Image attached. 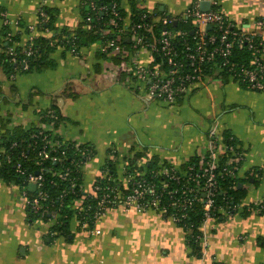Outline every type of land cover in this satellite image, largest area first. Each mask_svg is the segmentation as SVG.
<instances>
[{"label":"crops","instance_id":"obj_1","mask_svg":"<svg viewBox=\"0 0 264 264\" xmlns=\"http://www.w3.org/2000/svg\"><path fill=\"white\" fill-rule=\"evenodd\" d=\"M83 1L0 0V41L6 30L16 37L13 47L20 48L31 38L73 31L83 20ZM119 1L127 22L133 7L164 8L179 15L191 2ZM218 1L232 20L248 29L264 20V0ZM43 5L52 9L53 28L38 26ZM98 45L82 46L79 53L64 44L54 46L49 64L14 76L0 65V117L7 128L36 125L48 107H58L63 139L95 149L84 169L86 192L93 190L111 157L121 181L128 158L138 153L142 156L136 157V165L144 169L154 157L178 169L195 157L221 165L222 153H211L208 135L212 129L223 137L230 133L236 139L234 153L243 156L238 171L239 187L245 189L241 205L233 212L221 207L218 215L202 221L196 252L188 241L191 231L167 215L123 205L107 209L96 223L99 235L81 230L72 218L68 230L52 236L54 220L33 215L22 188L0 179V264H264V213L252 206L264 198V174L257 171L264 169V91L211 75L170 104L138 90L120 64L98 58Z\"/></svg>","mask_w":264,"mask_h":264},{"label":"built area","instance_id":"obj_2","mask_svg":"<svg viewBox=\"0 0 264 264\" xmlns=\"http://www.w3.org/2000/svg\"><path fill=\"white\" fill-rule=\"evenodd\" d=\"M89 1L94 10L105 8L98 7L94 0ZM203 1L206 0H191L179 15H172L160 9L159 12L148 10L139 13L138 21L132 20L130 16L127 22L126 16L122 24L118 23L119 12L113 9L111 11L113 17L109 21L111 28L107 31L112 33L119 31L117 39H120V35L127 36L133 42L134 49L126 50L112 39L104 46L98 45V50L106 53L108 57L121 54L125 58L120 63L121 71L135 82L137 89L145 90L149 97L170 104L177 102L182 95L198 84L204 83L206 77L215 75L222 79L221 73L224 70L230 78L244 87L264 91V20L257 19L255 28L251 30L232 20L220 7L218 0H209L211 6L208 10L202 9ZM38 14L40 19L47 17L42 6ZM86 22L88 28L92 27L91 17H87ZM179 23L187 26L179 28ZM156 25H160L158 33L153 30ZM109 47L113 49L109 50ZM241 47H246L253 53L248 63L232 60L234 50ZM9 49L10 52H14L13 48ZM72 51L79 53L75 49ZM2 52L0 41V64ZM32 53L33 49L30 48L28 55ZM12 60L17 61L16 57ZM22 63L24 68L28 67L27 59ZM14 75L15 73H12V76ZM59 116H62L60 111L57 112L50 106L34 125L36 131L31 134L33 142L28 143V147L36 151L35 164L39 169L27 173L21 162L15 163L16 172L24 174L23 184L19 186L23 195L27 197L28 209L42 216L49 212L52 217L50 220H54V223L60 215L58 210L52 208L50 195L45 189L48 181L44 175V162L47 159L59 164L57 169L49 168L51 175L69 183L68 188L61 191L60 199L63 200L68 194L77 196L74 200L77 217L74 218L81 230L92 235L101 233L96 223L102 219L107 209L118 205H123L126 210H155L168 215L179 224L188 217L189 209L201 201L204 218L212 217L217 208L214 197L219 181L226 176L238 177L242 154L234 153L232 146L225 143L222 133L212 129L208 135L211 153L220 151L224 154L229 150L233 152V157H230L226 164L216 165L209 158L201 167L203 171L199 172L194 165L180 171L171 162L162 163L156 174L165 175V178L155 181L148 178L146 170L131 171L126 162L121 181L112 172L109 161L115 162L116 158L111 157L101 167L93 183V190L86 192L78 181L84 176L86 165L94 157V149L81 147L76 143L73 148L77 151L78 158L71 157L70 164L65 165L70 141L63 139L59 127H56L55 123L60 122ZM43 117L51 120L47 122L48 120H43ZM16 145L17 142H13L9 149ZM0 155H6L7 163L14 160L5 146L0 147ZM22 156L26 157L25 152H22ZM190 181L196 184L191 185ZM31 184L35 185L34 190L29 189ZM78 188L83 191L81 195H77ZM28 191L36 193L29 195ZM200 192L204 193L203 198L199 197ZM88 199L92 202L86 203ZM253 205L257 211L264 213V198ZM171 207L176 210L170 212ZM51 234L55 232L52 231ZM197 238H200V235H197Z\"/></svg>","mask_w":264,"mask_h":264},{"label":"trees","instance_id":"obj_3","mask_svg":"<svg viewBox=\"0 0 264 264\" xmlns=\"http://www.w3.org/2000/svg\"><path fill=\"white\" fill-rule=\"evenodd\" d=\"M95 4L98 7L105 6L104 9H92L90 5V1L86 0L83 1L81 4L82 8V16L83 20L80 24V26L70 31L69 29H62L58 34H55L52 36V38H47L44 36H40L38 38L33 39V41H29L24 47H13L15 44L16 37L13 35L12 32L9 30H6L4 39L1 40L2 49L3 52L1 54V64L3 67L6 68V70H10L9 72L15 73L17 71H32V70H38L42 67L49 64V60L47 59L48 54L50 53V50L53 49L54 46L58 45H65L66 49L69 50H78L82 46H91L93 44H99L101 46L106 45L110 40L115 39L116 42L120 45H122L126 50H133V42H131L127 36H121L120 39H117L119 36V31H107L111 28V25L109 24L110 19L113 17V14L111 11L113 9H116L119 14L120 18H118V23L122 24L123 19L127 16L124 9L121 7V3L119 0H94ZM42 9L46 12V19H40L38 21L39 28L42 29H50L53 28L54 23V15H52V9H50L47 6H42ZM148 11L145 8H136L133 7L131 18L134 21L139 20V13L140 12ZM154 12H159V9H155ZM0 11V16L1 15ZM87 17H91L92 19V27H87L86 19ZM7 24V23H6ZM187 24L179 23L180 27H186ZM160 25L154 26L153 30L155 33H158ZM109 32V33H108ZM53 40H56L55 45H52L51 42ZM9 48H13L14 52H10ZM33 49V53L31 55H28V50ZM113 49V47H109V50ZM98 58H105L108 60L113 61L116 64H120L125 58L121 55H115L112 57H108L106 53L102 52L101 50H98L97 52ZM253 53L249 51L246 47L237 48L234 50V57L233 61H238L242 63H248L249 59ZM16 57L17 61H13L12 58ZM27 59L28 61V67H23V60ZM221 78L225 80L226 78H229V74L226 70H224L221 73ZM243 86V85H242ZM246 88V87H245ZM52 108L56 109L58 112L59 109L55 105L51 106ZM44 112L41 113L43 115ZM60 122L55 123L56 127L60 125L62 121V116H59ZM43 120H48L49 122L51 119L43 117ZM0 124L1 128H3V131L0 132V147L5 146L8 148V154H10V157H13L12 163H7L6 161V155H0V160H2V165L0 166V179L9 182V183H16L18 185L23 184V178L24 174H18L16 172L15 163L21 162L23 167L26 169V172H35L37 169H39V166L35 164V155L36 151L32 150L28 147V143H32L33 140H31V134H33L36 131V127L34 125L32 126H15L12 129L7 128V123H5L4 119L0 117ZM224 141L226 144L231 145L232 149L234 151V145L236 143L235 137L230 134L226 133L224 135ZM13 142H17V145L13 149H9L10 145ZM76 142L70 141L69 143V149L67 152V159L65 160V165L70 164V158L76 157L78 158L77 151L73 148L75 146ZM74 145V146H73ZM81 147L86 148H93L92 145L89 144H80ZM68 147V146H67ZM22 152H25L26 157L22 156ZM95 153V149H94ZM239 153V152H238ZM142 154L138 153L136 155L137 158H141ZM136 157L134 158H128V164L131 167V171H137L140 170H146V175L149 179H154L155 181H159L165 178V175L156 174L157 171H159L161 168L160 164H168V162L160 161L157 158H152L150 161L146 162V165L144 164L146 169H144L142 166L136 165ZM233 157V152L231 150L225 152L222 154V165L226 164V161ZM207 158L204 157L203 159H199L197 157L192 158L188 162H186L181 169H178L180 171L186 170L190 165H194L196 171L202 172L203 169L201 167L204 166L206 163ZM242 160L239 163V166L241 165ZM106 163V162H105ZM109 164L111 166L113 174L116 176V170H115V163L112 161H109ZM44 175L47 177V184L46 188L51 200V206L53 209L58 210L59 212V218L56 221V223L53 224L51 232H55V234H52V236L57 235L58 233H62L66 230H68L69 223L72 218L77 217L76 215V209L74 208V200L77 198V196L73 194H68L63 200L60 199L59 195L61 191L64 188H68L69 183L67 181H63L58 179L57 177H53L51 175V172H49V168H58L59 164L54 163L51 160L47 159L44 162ZM259 173L264 174V169H258ZM77 175V174H76ZM202 180H204L202 178ZM53 182V183H52ZM79 184L83 186V176L80 177ZM191 185H195L196 182L190 181ZM240 180L237 177L232 176H226L224 179H221L219 181V187L215 195V205L216 210L213 212V214L216 216L218 215V208L224 207L228 211L233 212L241 205V199L244 196L245 189L239 187ZM118 185V184H116ZM83 192V191H82ZM80 188L77 189V195L82 194ZM36 192H30L28 191L29 195H34ZM204 193L200 192L199 197L203 198ZM92 202L90 199L87 200L86 203ZM93 202H95L93 200ZM254 207V205H252ZM218 209V210H217ZM30 210V209H29ZM176 209L174 207H171L170 212H174ZM31 211V210H30ZM33 215L39 218H43L46 220L52 219L51 214L47 212L45 215L37 214L31 211ZM213 215V216H214ZM42 216V217H41ZM168 216V215H167ZM204 210H203V202L198 201L196 202L192 208L188 211V217L183 220L179 225L184 226L186 229L191 231V234L189 235V243L194 247V250L196 252H199L200 246H199V239L197 238V235H200L199 233V225L202 223L204 218Z\"/></svg>","mask_w":264,"mask_h":264},{"label":"water","instance_id":"obj_4","mask_svg":"<svg viewBox=\"0 0 264 264\" xmlns=\"http://www.w3.org/2000/svg\"><path fill=\"white\" fill-rule=\"evenodd\" d=\"M210 6H211V3H210L209 0L203 1L201 3V7H202L203 10L210 9ZM161 9L164 10V8H161ZM29 189L34 190L35 189V185L34 184L29 185Z\"/></svg>","mask_w":264,"mask_h":264},{"label":"rangeland","instance_id":"obj_5","mask_svg":"<svg viewBox=\"0 0 264 264\" xmlns=\"http://www.w3.org/2000/svg\"><path fill=\"white\" fill-rule=\"evenodd\" d=\"M0 127H1V124H0Z\"/></svg>","mask_w":264,"mask_h":264}]
</instances>
